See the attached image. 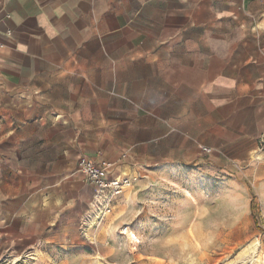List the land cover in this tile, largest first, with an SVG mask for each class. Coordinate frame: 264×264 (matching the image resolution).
I'll list each match as a JSON object with an SVG mask.
<instances>
[{
  "label": "crops",
  "instance_id": "obj_1",
  "mask_svg": "<svg viewBox=\"0 0 264 264\" xmlns=\"http://www.w3.org/2000/svg\"><path fill=\"white\" fill-rule=\"evenodd\" d=\"M0 1V126H45L51 111L73 141L105 126L100 155H72L114 175L227 167L262 143L264 0ZM14 216L0 208V257L16 246Z\"/></svg>",
  "mask_w": 264,
  "mask_h": 264
},
{
  "label": "rangeland",
  "instance_id": "obj_2",
  "mask_svg": "<svg viewBox=\"0 0 264 264\" xmlns=\"http://www.w3.org/2000/svg\"><path fill=\"white\" fill-rule=\"evenodd\" d=\"M51 112L45 126L37 118V125L0 126V208L15 214L17 234L16 246L2 254L0 264L264 260L263 143L227 167L212 166L206 158L132 172L128 167L127 173L117 174L128 185L104 215V200L93 204L94 185L72 153L78 147L92 157L100 155L95 145H107L106 127L81 126L79 139L73 141L72 127L55 122L58 115ZM93 112L81 111L84 117ZM78 180L87 185L75 188Z\"/></svg>",
  "mask_w": 264,
  "mask_h": 264
},
{
  "label": "built area",
  "instance_id": "obj_3",
  "mask_svg": "<svg viewBox=\"0 0 264 264\" xmlns=\"http://www.w3.org/2000/svg\"><path fill=\"white\" fill-rule=\"evenodd\" d=\"M1 4L0 1V7ZM262 143L264 144V139ZM202 150L206 153L212 151L207 146H203ZM79 169L85 175L87 181H90L94 185L93 204L99 200H104L100 213L106 215L111 210L110 205L113 203V199L124 192V187L128 185V180L120 175L109 177L110 165L108 162L96 161L86 156L80 158Z\"/></svg>",
  "mask_w": 264,
  "mask_h": 264
},
{
  "label": "bare ground",
  "instance_id": "obj_4",
  "mask_svg": "<svg viewBox=\"0 0 264 264\" xmlns=\"http://www.w3.org/2000/svg\"><path fill=\"white\" fill-rule=\"evenodd\" d=\"M126 186V185H125ZM125 188V187H124ZM127 233V232H126ZM128 234H129V237L130 238H134L135 237V234H134V232L133 231H128ZM133 240V239H132ZM258 260V262H260L261 264H263V262H264V260L262 259V257H260V258H258L257 259Z\"/></svg>",
  "mask_w": 264,
  "mask_h": 264
}]
</instances>
